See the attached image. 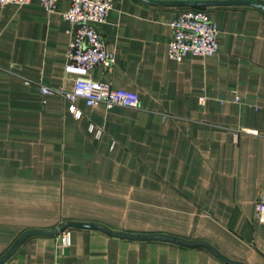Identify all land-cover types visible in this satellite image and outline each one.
<instances>
[{
    "label": "crops",
    "instance_id": "0c3cea01",
    "mask_svg": "<svg viewBox=\"0 0 264 264\" xmlns=\"http://www.w3.org/2000/svg\"><path fill=\"white\" fill-rule=\"evenodd\" d=\"M69 4L0 6V264H227L202 246L53 232L66 223L204 242L232 262L264 264V222L253 214L264 186V13L112 0L96 28L113 64L90 76L138 104L76 99V117L62 96L39 90L73 88L63 72ZM181 8L215 22V54L167 58V22Z\"/></svg>",
    "mask_w": 264,
    "mask_h": 264
},
{
    "label": "built area",
    "instance_id": "2783aa9c",
    "mask_svg": "<svg viewBox=\"0 0 264 264\" xmlns=\"http://www.w3.org/2000/svg\"><path fill=\"white\" fill-rule=\"evenodd\" d=\"M30 0H0V6L14 4L21 6ZM47 13L57 10L58 0H39ZM67 10L62 17L67 21V30L71 39L68 43L63 72L73 81V88L66 91L61 87L39 85L42 95L57 94L69 103V110L76 116L80 111L74 105L76 99L84 101L86 106L103 105L109 109L114 106L135 108L138 104L134 92L114 88L94 80L90 71L97 65L111 66L113 53L105 48L96 25L104 23L112 8V0H69ZM170 38L166 43L165 53L169 60L179 61L185 55L212 56L217 51L215 40L217 26L201 9L181 8L173 13L167 22ZM237 98H234L236 101ZM253 214L264 222V186L255 192ZM62 246L70 243L68 231L61 233Z\"/></svg>",
    "mask_w": 264,
    "mask_h": 264
},
{
    "label": "water",
    "instance_id": "95a60500",
    "mask_svg": "<svg viewBox=\"0 0 264 264\" xmlns=\"http://www.w3.org/2000/svg\"><path fill=\"white\" fill-rule=\"evenodd\" d=\"M146 2L149 3H154V4H166V5H174V6H200V5H240V6H248V7H253L261 12L264 13V5L258 3V2H254L251 0H202V1H198V0H194V1H153V0H144ZM68 226H80V227H90V228H100L114 236H119V237H125V238H134V239H155V240H164V241H170V242H174L177 244H181L184 246H202L204 248H206L207 250H209L212 254H214L216 257H218L219 259H221L222 261L226 262L227 264H241V263H237V262H232L230 260H227L226 258H224L223 256H221L220 254H218L213 248H211L209 245H207L204 242H188V241H184V240H179V239H175L172 237H168V236H162V235H131V234H122V233H118V232H112L109 231L105 228H103L102 226H98L95 224H82V223H66L63 224L62 226L59 227L58 230H53V232H58V231H62L64 228L68 227ZM24 236H22L21 238H19V240H17L16 244L14 245V247L22 240ZM7 256V254H6ZM6 256H3V258L0 261H3Z\"/></svg>",
    "mask_w": 264,
    "mask_h": 264
}]
</instances>
